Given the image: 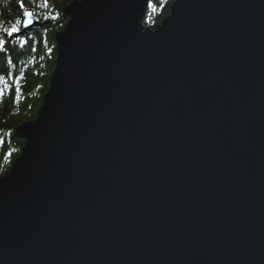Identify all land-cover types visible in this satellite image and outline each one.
<instances>
[{
  "label": "water",
  "instance_id": "1",
  "mask_svg": "<svg viewBox=\"0 0 264 264\" xmlns=\"http://www.w3.org/2000/svg\"><path fill=\"white\" fill-rule=\"evenodd\" d=\"M150 1L64 10L0 179V264H264V0H176L146 27ZM50 25L24 9L4 37Z\"/></svg>",
  "mask_w": 264,
  "mask_h": 264
},
{
  "label": "trees",
  "instance_id": "2",
  "mask_svg": "<svg viewBox=\"0 0 264 264\" xmlns=\"http://www.w3.org/2000/svg\"><path fill=\"white\" fill-rule=\"evenodd\" d=\"M75 1L82 0H47V7L44 0H22L23 7L21 0H0L1 36L17 20L21 21L22 30L24 9L34 10L41 21L52 20V25L30 31L17 40L5 38L0 47V179L24 147V141L15 134L16 129L35 121L43 106L56 67L55 35L68 22L64 10ZM175 1L151 0L143 24L146 27L160 24L170 15Z\"/></svg>",
  "mask_w": 264,
  "mask_h": 264
},
{
  "label": "snow or ice",
  "instance_id": "3",
  "mask_svg": "<svg viewBox=\"0 0 264 264\" xmlns=\"http://www.w3.org/2000/svg\"><path fill=\"white\" fill-rule=\"evenodd\" d=\"M23 6L24 5H23L22 0H21V7H23ZM44 6L47 7V0H44ZM25 16L27 17V19L25 20L23 27L24 28H30V26L34 23V19H33L34 13L31 11H27V12H25ZM44 19H48V17H44ZM20 23H21V21L17 20L12 27L5 29L7 37H12L14 34L20 32V30H21L19 27ZM4 42H5V37L0 36V47H3Z\"/></svg>",
  "mask_w": 264,
  "mask_h": 264
}]
</instances>
